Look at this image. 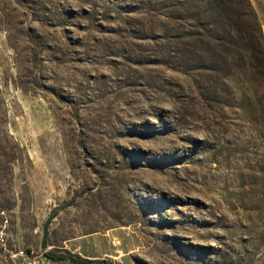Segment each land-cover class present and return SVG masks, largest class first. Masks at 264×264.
<instances>
[{"label":"rangeland","instance_id":"obj_1","mask_svg":"<svg viewBox=\"0 0 264 264\" xmlns=\"http://www.w3.org/2000/svg\"><path fill=\"white\" fill-rule=\"evenodd\" d=\"M208 1L0 0V264H264V85L163 31Z\"/></svg>","mask_w":264,"mask_h":264},{"label":"trees","instance_id":"obj_2","mask_svg":"<svg viewBox=\"0 0 264 264\" xmlns=\"http://www.w3.org/2000/svg\"><path fill=\"white\" fill-rule=\"evenodd\" d=\"M219 1L223 7L225 6L224 9L211 1H208L207 6L202 7L204 17L201 21L204 24L200 23L201 28L191 25V22L196 20V16L187 13L178 17L173 15L172 6L165 7L163 31L166 36L170 32L171 22L179 20L185 23L175 29L178 33L175 37L173 54L176 55L181 67L189 68L188 64L198 61L203 64V69L206 64H210L212 69L209 70L214 72L225 70L220 77L225 81L238 71L245 76L253 77L257 74L258 78L251 77V82L264 85V35L258 26L254 12L248 6L241 11L237 10L235 6L238 7L241 4L233 5L231 0H227V4L229 3L231 7L226 5V1ZM218 10H222L221 17H218ZM223 24L226 27H222ZM49 224L50 219L45 225L44 241L48 236ZM47 256L53 262L97 264V261L76 257L71 253L65 255L50 253Z\"/></svg>","mask_w":264,"mask_h":264},{"label":"crops","instance_id":"obj_3","mask_svg":"<svg viewBox=\"0 0 264 264\" xmlns=\"http://www.w3.org/2000/svg\"><path fill=\"white\" fill-rule=\"evenodd\" d=\"M86 239H89V237H82V238H77V239H74L72 241L69 242V245H67V247L69 248V250L72 252V253H78L80 254L84 259H88V260H98V259H101V258H104L106 256H108V253L107 252H104L103 249H101L100 247L97 248L96 246V249H98V251L96 252V254H93V255H87V254H84L82 253V251L80 250V248L77 246V247H73L72 244L74 243H78L80 241H83V240H86ZM106 242V240H105ZM106 244V243H105Z\"/></svg>","mask_w":264,"mask_h":264},{"label":"built area","instance_id":"obj_4","mask_svg":"<svg viewBox=\"0 0 264 264\" xmlns=\"http://www.w3.org/2000/svg\"><path fill=\"white\" fill-rule=\"evenodd\" d=\"M4 242H5V235H4V233H3L2 231H0V244H2V243H4ZM20 255H21V256H24L25 253L22 251V252L20 253Z\"/></svg>","mask_w":264,"mask_h":264}]
</instances>
